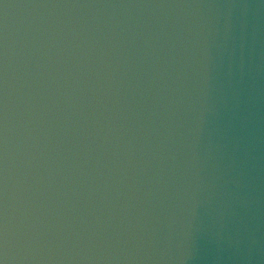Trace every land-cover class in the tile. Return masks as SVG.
I'll use <instances>...</instances> for the list:
<instances>
[{
  "label": "water",
  "instance_id": "95a60500",
  "mask_svg": "<svg viewBox=\"0 0 264 264\" xmlns=\"http://www.w3.org/2000/svg\"><path fill=\"white\" fill-rule=\"evenodd\" d=\"M0 264H264V0H0Z\"/></svg>",
  "mask_w": 264,
  "mask_h": 264
}]
</instances>
